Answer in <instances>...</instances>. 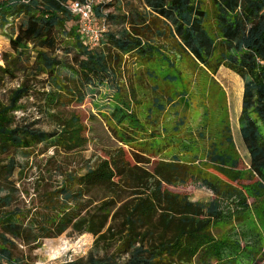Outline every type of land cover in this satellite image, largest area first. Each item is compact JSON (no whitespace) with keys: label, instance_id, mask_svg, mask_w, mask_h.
Returning <instances> with one entry per match:
<instances>
[{"label":"trees","instance_id":"16d2710c","mask_svg":"<svg viewBox=\"0 0 264 264\" xmlns=\"http://www.w3.org/2000/svg\"><path fill=\"white\" fill-rule=\"evenodd\" d=\"M72 1L84 0H0L1 27L18 22L16 32L8 38L11 52L0 54V89L7 81H20L9 91L6 101L0 100V155H8L12 150H31L40 144L77 148L80 142L77 132L50 133L25 124L24 117L18 119L17 113L26 112L23 100L41 95V108L57 116L53 111L58 108L61 95L68 92L76 95L80 91L72 84L95 91L114 80L115 72L107 53L90 45L80 16L67 8ZM208 1L216 37L208 30L210 11L205 0H143L145 7L165 23L181 52L214 75L224 67L243 80L240 132L250 156V168L264 183V133L260 127V124L264 127V0ZM113 6L94 5V22L122 20L130 28L119 34L105 32L100 44H109L122 56L152 58L158 51L144 39L142 28H147L146 19L138 12L132 22L106 13ZM71 22L76 24L68 29ZM60 44L63 57L57 55ZM169 65L174 67V63ZM64 71L73 75L72 84L62 82ZM167 79L174 81L173 77ZM43 81H50L49 91L47 87L39 90ZM113 117L119 125L134 122L127 106L115 107ZM63 125L69 127L67 122ZM16 166L15 160L6 166L0 164V178L12 177ZM179 168L171 165L156 177L134 166L129 175L134 190L129 197H123L124 190L115 181L116 173L124 171L115 161L102 160L84 175L69 174L67 185L59 191L65 200L61 210L55 217L45 218L46 226L41 227L44 232L40 236L37 233L33 242L57 238L68 229L95 238L93 250L86 258L58 264H257L254 261L262 247L260 238L254 237L256 234L243 233V239H233L214 233L217 225L232 220L237 211L249 209L244 194L233 186L204 178L201 187L211 190L215 198L206 204L193 202L187 196L164 189V185L199 181L189 170ZM83 199L85 205L81 204ZM228 201L236 204L235 213L230 208L222 210L223 203ZM11 202L8 196L0 199L4 207ZM71 203L73 211L67 208ZM85 209L87 213L81 216ZM0 227L4 231L0 235V264H21L13 259L9 248L13 241L7 235L29 241L32 234L24 229L21 217L11 213L0 216ZM105 246L109 250L103 251Z\"/></svg>","mask_w":264,"mask_h":264},{"label":"rangeland","instance_id":"374dc122","mask_svg":"<svg viewBox=\"0 0 264 264\" xmlns=\"http://www.w3.org/2000/svg\"><path fill=\"white\" fill-rule=\"evenodd\" d=\"M99 4H113L106 13L129 18L131 22L136 12L141 13L147 26L142 28L144 39L158 52L145 59L134 54L122 56L109 44L104 46L90 39L94 49L107 53L115 72L114 80L90 91L88 87L72 84L73 75L64 71L62 82L71 83L80 91L76 95L70 92L61 95L59 106L53 111L58 113L55 117L41 108V95L23 100L26 112L17 113L18 119L24 117L25 124L50 133L72 130L78 133L80 142L73 150L40 144L31 150H12L8 155H0L1 165L6 166L12 160L17 164L12 177L0 178V199L8 196L12 201L7 207L0 204V216L6 213L19 215L24 229L32 234L29 241L15 240L7 235L13 241L9 247L13 259L21 264H58L88 256L95 244V238L90 234L79 235L68 229L57 238L33 241L37 233L40 236L44 232L41 227L46 226L45 218L55 217L61 210L65 200L59 191L67 185V176L84 175L89 167L108 160L124 168L115 178L124 190L123 197H129L130 191L134 190L129 181L134 166L156 177L171 165L180 167L181 171L189 170L199 181L164 185V189L187 196L193 202L206 204L215 198L211 190L201 187L204 178L239 189L246 197L249 209L235 213L236 204L224 202L222 210L232 209L235 217L217 225L214 233L217 237L233 239H243V233L256 234L254 237L260 238L262 249L254 262L263 264L264 183L250 168V156L240 132L243 80L224 67L214 75L181 52L165 23L145 7L143 0H95V5ZM205 4L210 11L208 30L216 37L212 7L208 0ZM17 23L3 28L0 21V54L11 52L8 38L16 32ZM75 24L68 23L67 28ZM93 26L99 37L107 31L119 34L130 28L122 20H95ZM159 33H163L162 36ZM61 45L57 55L63 57ZM172 63L174 67L169 65ZM168 76L174 81L166 80ZM19 83V79L7 81L0 89V100L6 101L9 91ZM50 86V81H43L38 88L44 91L43 87H47L46 91H49ZM118 106L128 107L133 113V123L119 125L116 122L113 112ZM64 122L69 123V127L64 126ZM260 127L264 133V127L261 124ZM84 201L82 205H85ZM73 206L71 203L67 208L72 210ZM86 213L85 209L80 215ZM3 232L0 227V235ZM108 248L105 246L102 250Z\"/></svg>","mask_w":264,"mask_h":264},{"label":"built area","instance_id":"2783aa9c","mask_svg":"<svg viewBox=\"0 0 264 264\" xmlns=\"http://www.w3.org/2000/svg\"><path fill=\"white\" fill-rule=\"evenodd\" d=\"M95 0L72 1L67 5V8L75 15L81 18V27L83 33L90 39L99 42V33L94 29L93 23V6Z\"/></svg>","mask_w":264,"mask_h":264}]
</instances>
